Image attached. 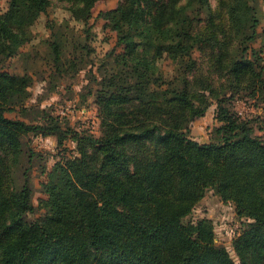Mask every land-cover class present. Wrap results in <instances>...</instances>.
<instances>
[{
    "label": "trees",
    "instance_id": "1",
    "mask_svg": "<svg viewBox=\"0 0 264 264\" xmlns=\"http://www.w3.org/2000/svg\"><path fill=\"white\" fill-rule=\"evenodd\" d=\"M54 1L69 16L47 19L40 39L31 27L52 0H6L0 13V264H264V119L257 134L233 108L264 102L259 0H118L96 18L122 51L100 58L95 0ZM20 4L31 24L15 28ZM25 49L21 72L7 71ZM32 65L47 93L73 66L90 68L82 102L93 97L98 136L45 113L44 124L7 117L28 112ZM213 103L218 139L199 143L190 124ZM40 130L59 158L41 170L43 212L29 217L27 138ZM208 189L248 221L232 239L237 262L210 219L188 220Z\"/></svg>",
    "mask_w": 264,
    "mask_h": 264
},
{
    "label": "rangeland",
    "instance_id": "2",
    "mask_svg": "<svg viewBox=\"0 0 264 264\" xmlns=\"http://www.w3.org/2000/svg\"><path fill=\"white\" fill-rule=\"evenodd\" d=\"M118 0H95L92 4L94 40L93 46L96 49V58L102 57L106 52L116 49L117 53H121L122 46L117 45L118 34L111 27L103 28L104 21L96 18L100 11H107L117 5ZM214 5V0H210ZM263 18L260 25V31L264 29V0H259ZM7 8L6 0H0V13ZM69 14L65 9V5L52 0L48 15H42L37 22L31 27L37 38H44L48 34L45 27L47 19L61 20L68 17ZM12 25L15 28L27 27L31 24V16L28 8L24 4L17 6L12 13ZM254 47H261L264 51V43L255 44ZM43 48H41L42 50ZM24 52L6 63L5 69L9 72H21L23 62H26L28 54ZM195 57H199L195 54ZM30 73L32 75V85L30 87L31 96L26 102L28 109L27 114L20 115L19 112L7 113V117L12 119H22L29 122L44 124L42 119L43 113L57 120V124L62 126L68 125L75 131L87 128L90 121H96V106L93 103V97L87 95L82 102V96L86 94L85 87L88 81L89 67L81 69L79 66H73L71 71L59 80L55 91L46 92V82L39 80L40 76H36L33 71L36 69L31 66ZM94 70V68H93ZM235 111L240 113L244 119L251 121L257 134H261L258 127L264 119V102H256L254 100H238L233 104ZM215 103L208 109L203 117H197L189 127V136L199 143L208 142L211 139H218L216 128L219 125L214 118ZM94 135H99V130H94ZM27 147L30 149V160L26 164L29 167V179L33 188V204L35 206L34 213L29 217H37L43 212L40 200L44 198V194L40 192V183L44 180L41 170H49L54 162L58 161V147L54 136L48 135L46 132L37 131L35 134L28 136ZM65 153L66 157L75 154V144L71 140H66ZM26 159H24V162ZM208 218L212 221L214 227L215 243L224 246L237 262L238 259L232 249L233 237L241 231L247 219L239 217L235 208L231 203L222 202L219 197L208 189L204 197L193 209L188 220L195 221L200 218Z\"/></svg>",
    "mask_w": 264,
    "mask_h": 264
},
{
    "label": "built area",
    "instance_id": "3",
    "mask_svg": "<svg viewBox=\"0 0 264 264\" xmlns=\"http://www.w3.org/2000/svg\"><path fill=\"white\" fill-rule=\"evenodd\" d=\"M238 114L240 115V113H238ZM240 116H241V115H240ZM95 119H96V121H90V122L88 123V125H87V128H89L91 132H94V130H95L96 128H98V123H99V121H98L97 116L95 117Z\"/></svg>",
    "mask_w": 264,
    "mask_h": 264
},
{
    "label": "crops",
    "instance_id": "4",
    "mask_svg": "<svg viewBox=\"0 0 264 264\" xmlns=\"http://www.w3.org/2000/svg\"><path fill=\"white\" fill-rule=\"evenodd\" d=\"M113 8H115V7H113ZM113 8H112V9H113ZM109 10H110V9H109Z\"/></svg>",
    "mask_w": 264,
    "mask_h": 264
}]
</instances>
